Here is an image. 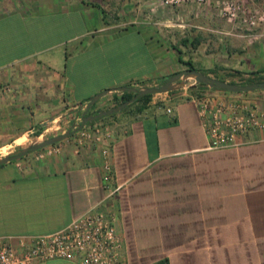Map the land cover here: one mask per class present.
I'll use <instances>...</instances> for the list:
<instances>
[{"label": "crops", "instance_id": "0c3cea01", "mask_svg": "<svg viewBox=\"0 0 264 264\" xmlns=\"http://www.w3.org/2000/svg\"><path fill=\"white\" fill-rule=\"evenodd\" d=\"M208 1L167 8L157 0H0L7 84L0 138L16 136L12 123H28V106L41 124L103 90L159 83L186 69L182 61L225 80L264 70L261 30L246 35L217 24ZM242 1L264 9L260 0ZM62 29L68 33L56 38ZM67 44L71 51L60 52ZM192 90L173 91L169 101L155 95L99 121L113 133V195L101 184L100 148H78L74 135L41 159L32 152L0 165V237L53 232L95 207L116 215L123 264H264V130L240 135L235 147L209 148L186 97ZM122 93L106 94L89 112L116 106ZM202 94L264 106L262 90Z\"/></svg>", "mask_w": 264, "mask_h": 264}, {"label": "built area", "instance_id": "2783aa9c", "mask_svg": "<svg viewBox=\"0 0 264 264\" xmlns=\"http://www.w3.org/2000/svg\"><path fill=\"white\" fill-rule=\"evenodd\" d=\"M157 1L167 8L186 5L202 7L208 2ZM214 5L217 15L233 26L247 31L260 24L264 27L256 10L242 0H214ZM172 92L155 95H164V101H169L172 100ZM186 97L196 107L209 148L235 147L239 144L237 138L240 135L252 130H264V106L259 107L244 99H217L208 94H187ZM166 111L170 113L171 108H166ZM73 135L78 148L86 145L100 148L103 156L101 184L109 195H113L119 186L113 185L109 160L113 142L110 128L103 122H94ZM56 150L54 144L46 146L35 151V158L41 159ZM121 248L122 237L116 227V215L111 211L91 207L53 232L34 236L0 237V264H36L54 259L73 261L76 264H123Z\"/></svg>", "mask_w": 264, "mask_h": 264}, {"label": "water", "instance_id": "95a60500", "mask_svg": "<svg viewBox=\"0 0 264 264\" xmlns=\"http://www.w3.org/2000/svg\"><path fill=\"white\" fill-rule=\"evenodd\" d=\"M201 85H205L207 89L224 90V91L226 90L227 92H231V93L254 92V91L264 90V80L258 82H250V83H242L237 81L230 82L228 80H222L217 77H213L211 75L205 74L193 68H186L173 75L165 77L162 81L154 85L121 86V87L103 90L98 94H96L95 96L91 97L87 102L79 103L78 105L73 106L71 111H69V113L67 114L76 111L77 113L75 116V120L72 122L70 127L65 132L50 136L48 138L38 137L32 140L26 146H22L14 151L8 152L0 156V165L16 160L23 156H26L27 154L35 152L46 146L58 143L72 136L75 132L85 127L86 125H90V123L96 122V120L104 116H109L126 109L128 105H130L131 103H133L143 95L162 94V93L177 91L180 89H193V88H198ZM112 92H116V93L132 92L134 93V95L130 99L123 101L122 103L113 106L109 109L99 110L95 113L89 112L90 108L99 99H101L106 94Z\"/></svg>", "mask_w": 264, "mask_h": 264}, {"label": "rangeland", "instance_id": "374dc122", "mask_svg": "<svg viewBox=\"0 0 264 264\" xmlns=\"http://www.w3.org/2000/svg\"><path fill=\"white\" fill-rule=\"evenodd\" d=\"M118 1H119V4H122L126 0H118ZM244 3L247 4L248 6H250L251 8H253L254 10H256L261 21L264 22V9L260 10V8H257L253 5L248 4L246 1ZM208 4H210L209 1H208ZM257 5L264 7V0H260L259 4H257ZM210 8H211L212 14H214L213 16H211L213 18V20H215L216 17L219 18V20L216 21L217 24H220L221 22H223L224 24L228 23L229 25H231V23L227 22L224 18L216 15L217 11L215 9V5L211 4ZM236 28L237 29L235 30V32L239 33L241 31L243 34H246V35H252V33L255 34L256 30L258 31V29H260L262 35L264 36V27L261 24L258 25V27H256L255 29H253L251 31H249V30L247 31L244 28H240V27H236ZM67 33H68L67 29H62V30H60V32H57V31L54 32L53 35H56L55 37L57 38V37H63ZM50 38H53V37L50 36ZM62 50L67 51L69 53L71 51V46L67 44L65 46V48L59 47V51L61 52ZM198 65H199V63L196 64V67H198ZM239 80H241V79L228 80V81L239 82ZM5 86H7V84L5 82H0V87H5ZM27 110L29 113V115H28L29 121H28V123H26V125L24 127L17 129L16 124L12 123V126H11L12 131L16 136L13 138H10V139L9 138H0V156L6 154L8 152L14 151V150H16L22 146H26L32 140H34L38 137L48 138L50 136L65 132L70 127L72 122L75 120V116H76L75 114H74L75 116L73 114H67V115H63L62 117H56V118H53L51 120H45L41 124H38V123H35V120L37 117L32 116L34 109L28 106ZM68 113H69V111H68ZM39 129H40V133L37 136L36 132Z\"/></svg>", "mask_w": 264, "mask_h": 264}, {"label": "trees", "instance_id": "16d2710c", "mask_svg": "<svg viewBox=\"0 0 264 264\" xmlns=\"http://www.w3.org/2000/svg\"><path fill=\"white\" fill-rule=\"evenodd\" d=\"M179 59L182 61V58L180 56H179ZM182 62L186 65L187 68H193L194 69V66L190 62H188V61H185V62L182 61ZM217 78L225 80V78H222V77H217ZM240 79L241 80H239V82H242V83L262 81V80H264V70L250 72L248 77H243ZM230 82H234V81H230ZM206 89L207 88L205 87V85H201L200 87H198V90H192V89L191 90L194 92V94L201 95L202 93H204V90H206ZM221 91H224V90H221ZM224 92H227V91L225 90ZM262 92H264V90H262ZM239 93H245V92H239ZM133 95H134V93H132V92H123L118 98L115 99V104L118 105V104L122 103L123 101L130 99ZM152 96L153 95H151V94L143 95V96L139 97L136 101H134L133 103L128 105L127 108L132 107L133 105H135L137 103L144 105L149 99H151ZM105 117H107V116H104V117L96 120V122L103 120V118H105ZM93 123L94 122H92L90 124H93ZM39 133H40V129L36 132V135H39Z\"/></svg>", "mask_w": 264, "mask_h": 264}]
</instances>
